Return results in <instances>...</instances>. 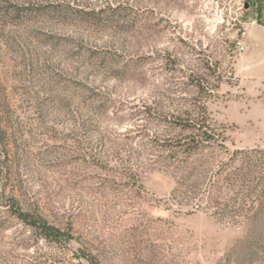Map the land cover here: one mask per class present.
I'll list each match as a JSON object with an SVG mask.
<instances>
[{
  "label": "rangeland",
  "instance_id": "374dc122",
  "mask_svg": "<svg viewBox=\"0 0 264 264\" xmlns=\"http://www.w3.org/2000/svg\"><path fill=\"white\" fill-rule=\"evenodd\" d=\"M0 264H264V0H0Z\"/></svg>",
  "mask_w": 264,
  "mask_h": 264
},
{
  "label": "trees",
  "instance_id": "16d2710c",
  "mask_svg": "<svg viewBox=\"0 0 264 264\" xmlns=\"http://www.w3.org/2000/svg\"><path fill=\"white\" fill-rule=\"evenodd\" d=\"M257 4V2H255ZM16 215L23 221L27 226L34 229L45 239H53L58 241L63 235L62 230L52 224L46 222L41 216L38 215V212L25 213L17 204H15Z\"/></svg>",
  "mask_w": 264,
  "mask_h": 264
},
{
  "label": "built area",
  "instance_id": "2783aa9c",
  "mask_svg": "<svg viewBox=\"0 0 264 264\" xmlns=\"http://www.w3.org/2000/svg\"><path fill=\"white\" fill-rule=\"evenodd\" d=\"M237 47H238V49L241 50V51L244 49V46H243L242 43H238V44H237Z\"/></svg>",
  "mask_w": 264,
  "mask_h": 264
}]
</instances>
